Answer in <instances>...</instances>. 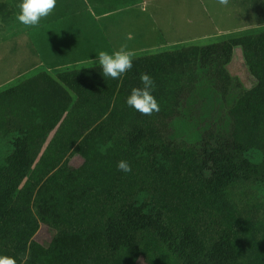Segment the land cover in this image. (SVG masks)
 I'll return each mask as SVG.
<instances>
[{"label":"trees","instance_id":"obj_1","mask_svg":"<svg viewBox=\"0 0 264 264\" xmlns=\"http://www.w3.org/2000/svg\"><path fill=\"white\" fill-rule=\"evenodd\" d=\"M257 48L256 38H238L200 54L228 66L240 50L250 85L240 84L239 117L264 127ZM18 88H51L57 101L37 95L40 104L26 106L38 132L0 146V255L17 264H256L249 228L224 221L236 185L253 178L250 147L224 137L176 143L140 126L123 133L45 73L0 98ZM42 226L48 238L38 240Z\"/></svg>","mask_w":264,"mask_h":264},{"label":"rangeland","instance_id":"obj_2","mask_svg":"<svg viewBox=\"0 0 264 264\" xmlns=\"http://www.w3.org/2000/svg\"><path fill=\"white\" fill-rule=\"evenodd\" d=\"M19 2L0 0V88L42 63L86 61L101 50L134 47L137 40L167 47L202 45V49L246 38L247 27L264 22V0H227L223 4L220 0H57L39 27L25 28L16 18ZM240 53L234 51L233 63L240 61ZM239 68L241 71V65ZM244 83L250 85L248 76ZM262 138L256 136L251 142L254 157L264 147ZM259 158L262 163L256 165L252 180L239 188L236 185L234 212L224 221L228 226L231 222L249 228L252 239L247 258L264 264V159L255 157ZM36 238H48L45 227H40Z\"/></svg>","mask_w":264,"mask_h":264},{"label":"crops","instance_id":"obj_3","mask_svg":"<svg viewBox=\"0 0 264 264\" xmlns=\"http://www.w3.org/2000/svg\"><path fill=\"white\" fill-rule=\"evenodd\" d=\"M247 28L250 33L246 38L258 40L255 55L264 65V22ZM178 45L167 47L137 40L134 47L127 48L134 53L132 68L118 79L104 77L99 66L93 63L95 56L82 62H63L62 65L46 66L42 63L0 88V93L45 73L123 133L140 126L176 143L224 137L247 145L254 155L251 142L261 136L264 143V127L239 117L240 84L246 86L244 80L247 76L241 60L224 66L220 58H202V45ZM240 65L243 72L239 71ZM143 73L152 77L155 85L152 95L159 105V111L150 116L142 115L125 103L131 89L141 86L139 77ZM240 73H244V80ZM37 95H44L43 103L47 106L57 101L51 88H18V91L0 98V127L6 128L0 135V146L5 150L11 149L12 140H22L25 131L33 132L34 129L38 132V125L42 126L37 123L40 120L35 122L34 117L29 118L32 114L26 106L31 102L39 103L35 98ZM53 133H50L44 149ZM260 149L256 156L264 159V147ZM255 157L257 169L256 165L260 166L262 159L257 161Z\"/></svg>","mask_w":264,"mask_h":264},{"label":"clouds","instance_id":"obj_4","mask_svg":"<svg viewBox=\"0 0 264 264\" xmlns=\"http://www.w3.org/2000/svg\"><path fill=\"white\" fill-rule=\"evenodd\" d=\"M226 2L227 0H220L222 4ZM56 3L57 0H20L16 18L25 28L39 27L42 19L49 16L56 7ZM133 59L134 53L126 46H121L112 52L101 50L95 55V61H91L99 66L104 77L118 79L132 68ZM139 79L141 86L131 89L125 103L142 115L150 116L153 112L159 111L156 98L152 95L155 85L152 77L147 73L141 74ZM116 167L123 173L132 170L125 160L118 161ZM0 264H17V260L11 256L0 255Z\"/></svg>","mask_w":264,"mask_h":264}]
</instances>
